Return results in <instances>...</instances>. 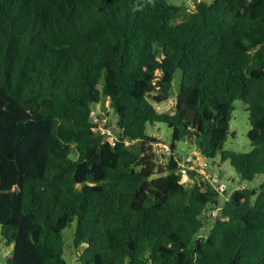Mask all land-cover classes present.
<instances>
[{
  "label": "trees",
  "instance_id": "trees-1",
  "mask_svg": "<svg viewBox=\"0 0 264 264\" xmlns=\"http://www.w3.org/2000/svg\"><path fill=\"white\" fill-rule=\"evenodd\" d=\"M236 100L247 151L226 148ZM103 101L114 144L91 115ZM155 123L171 132L166 169ZM180 140L243 181L264 175V0L188 13L168 0H0L4 264H69L74 220L82 264H264V180L221 205L214 183L182 182Z\"/></svg>",
  "mask_w": 264,
  "mask_h": 264
},
{
  "label": "rangeland",
  "instance_id": "rangeland-1",
  "mask_svg": "<svg viewBox=\"0 0 264 264\" xmlns=\"http://www.w3.org/2000/svg\"><path fill=\"white\" fill-rule=\"evenodd\" d=\"M171 3L184 6L185 12H190L193 5L197 1L201 0H168ZM212 1V0H205ZM175 104V98H170L160 104L158 108L161 111H171ZM95 110L102 115V117L108 118L109 122L116 128V117L112 110L110 109L108 103L103 101L95 107ZM231 132L226 143V148H231L237 151H247L251 148L250 141L247 136V132L250 129L248 111L246 109V104L242 100H236L234 102V110L231 114ZM150 133H156L161 139L156 149V163L162 169H166L171 157V150L167 151L164 149V144L169 146L170 143V130L164 123H155L153 127H148ZM234 133V135H233ZM170 148V146H169ZM174 157L180 161V167L183 165L187 168V173H182V182L185 183L187 187H191L196 181L206 179L217 185V174H221L220 182L226 184V188L220 191V204L223 205L226 200L230 197L232 190L236 188H241L243 185L250 187L257 186L261 181L264 180V175L258 176L254 181L247 182L243 181L240 175L233 169L229 161L222 162L221 158H216L214 160H208L202 156L199 148L195 142L189 143L188 141L180 140L176 142V150L174 151ZM186 158L187 161H185ZM195 173L191 175L190 173ZM220 208L215 210L209 209L206 216L213 220L216 215H219ZM71 226L75 229L76 220L73 221L72 225L65 228L63 231L65 239L64 247V259L69 264H82L79 260L82 249L80 250L74 248V237H71L72 230ZM210 225L205 229L204 233H208ZM9 248H6L3 243L0 244V262L4 264L5 258L3 256L9 253Z\"/></svg>",
  "mask_w": 264,
  "mask_h": 264
},
{
  "label": "built area",
  "instance_id": "built-area-1",
  "mask_svg": "<svg viewBox=\"0 0 264 264\" xmlns=\"http://www.w3.org/2000/svg\"><path fill=\"white\" fill-rule=\"evenodd\" d=\"M91 115H92V117H93V119H94L95 121L100 122V123H99V128H100V130H101L103 133H105V135H106V140H108V141H110L112 144H114L115 141H116V135H115L114 129H113L112 127H105V126H104L105 123H108V122H109L107 116L104 117L103 119H100V117H99V113H98L95 109H93V110L91 111ZM95 129H96V128H95ZM163 147H164V149L167 150V151L170 150V148H169V146H167V144H166V145L164 144ZM187 159L189 160V158H186L185 161H187ZM180 172L183 173V174H184V173H187V168H186L185 165H183L182 167H180ZM215 186H216V188H217L219 191H223V190L226 188V184L223 183V182H217V185H215Z\"/></svg>",
  "mask_w": 264,
  "mask_h": 264
}]
</instances>
